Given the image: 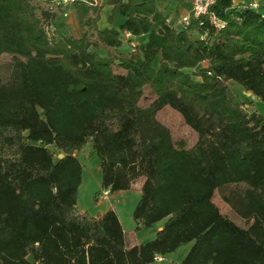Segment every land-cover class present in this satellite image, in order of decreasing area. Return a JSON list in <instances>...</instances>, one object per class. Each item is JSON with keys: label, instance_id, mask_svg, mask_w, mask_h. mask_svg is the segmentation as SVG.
<instances>
[{"label": "trees", "instance_id": "obj_1", "mask_svg": "<svg viewBox=\"0 0 264 264\" xmlns=\"http://www.w3.org/2000/svg\"><path fill=\"white\" fill-rule=\"evenodd\" d=\"M54 2L0 0V264H154L190 242L167 264H264V114L233 86L264 101V14L216 0L217 28L183 25L156 0H73V35ZM167 106L193 142L157 117ZM87 143L101 189L143 179L132 218L136 231L163 221L154 237L130 244L113 206L77 209Z\"/></svg>", "mask_w": 264, "mask_h": 264}, {"label": "rangeland", "instance_id": "obj_2", "mask_svg": "<svg viewBox=\"0 0 264 264\" xmlns=\"http://www.w3.org/2000/svg\"><path fill=\"white\" fill-rule=\"evenodd\" d=\"M159 1V0H157ZM34 4L37 6V10H39L40 6L43 5V1H34ZM46 6V5H45ZM73 8H69V15L64 17L63 15H58V20L63 21L68 26L69 31L73 35H80L82 30L80 25H78L75 14L72 10ZM110 6H105L102 11V19L100 20L99 26L104 27L108 26L107 17L110 13ZM127 37V36H125ZM146 37H140L141 40H144ZM138 38L130 37V45L132 43L138 42ZM132 42V43H131ZM130 45L125 41L122 49L128 50ZM10 61V56L7 54H3L0 56V72H6L8 68V63ZM233 86L237 89L238 94L241 99L249 102L247 104L248 109L255 110L261 114H264V101L261 100L257 96H253L251 93L244 91L243 88L234 83ZM154 97L151 89L149 87L145 88L144 95L140 100V105H147ZM250 101H252L250 103ZM157 117L164 124L170 127L174 138L187 137L190 142H193L196 137V133L184 122L181 114L174 110L173 108L167 106L158 111ZM52 150L55 149L51 147ZM57 152V151H56ZM55 152V153H56ZM78 157L82 163L83 171H82V183L78 189V202L77 209L89 212L90 214H96L98 211H105L109 206L115 207L117 210L122 224L127 231V235L130 242L140 241L144 242L151 238V235L147 234L150 230L149 227L144 228L142 231H136L134 228L135 220L132 218V211L140 197V186L142 184L143 179H137L131 186L130 189L127 190H119L114 193L108 189H101V171L98 165V158L96 153L91 150V144L87 143L84 150L78 152ZM96 192H99L98 198H95ZM213 200L219 206L220 210L223 213H227L230 217H232L235 221L240 224H244V221L229 207L228 203H225L220 196L218 190L215 191ZM191 243H187L181 245L177 250H175L172 254L169 255L171 260L179 261L185 254V250H187V246ZM164 264V263H159Z\"/></svg>", "mask_w": 264, "mask_h": 264}, {"label": "crops", "instance_id": "obj_3", "mask_svg": "<svg viewBox=\"0 0 264 264\" xmlns=\"http://www.w3.org/2000/svg\"><path fill=\"white\" fill-rule=\"evenodd\" d=\"M156 2L158 4V6L164 12L168 13L169 17L172 18V19L180 18L183 14H186L191 8L190 0H159V1L156 0ZM254 2L257 3V6L254 7V8L258 9L259 11H261L264 14V0H234L235 5H237V4H242V5L250 4L251 5V3H254ZM103 212L104 211L100 210L96 214L103 213ZM96 214H94V215H96ZM121 223H122V221H121ZM135 226H136V223L134 225V228H135ZM162 226H163V221H160V222L157 221V223L153 224L152 226H148L150 228V230H149V232L147 234L151 235V238L154 237L156 231H158V229H161ZM123 228H124V226H123ZM144 228H146V227H144ZM144 228L142 227L141 230H139V231L144 230ZM124 230H125V228H124ZM126 233H127V231H126ZM139 242L140 241L138 240V241H135V242H130V244H135V243H139ZM191 244L189 246H187L188 248H187V250H185L186 252H185L184 256L187 254L188 250L190 249ZM173 252L167 253L165 255H159L160 258L156 259L154 264H159V263L167 264L169 262L176 261V260H171L170 261L171 258L169 257V255L172 254ZM179 261H181V260H179ZM179 261H177V262H179Z\"/></svg>", "mask_w": 264, "mask_h": 264}, {"label": "built area", "instance_id": "obj_4", "mask_svg": "<svg viewBox=\"0 0 264 264\" xmlns=\"http://www.w3.org/2000/svg\"><path fill=\"white\" fill-rule=\"evenodd\" d=\"M216 0H190L191 8L186 13L180 17V22L183 25H187L191 22L192 19L198 18L200 16H207L208 20L217 28H220L224 25L223 20L219 19V17L210 9V5H212ZM73 0H55L54 6L58 7L61 15L64 17L69 15L68 9L72 5ZM252 7H256L257 3H251ZM130 34L126 33L128 37ZM157 259L160 258L158 255Z\"/></svg>", "mask_w": 264, "mask_h": 264}, {"label": "water", "instance_id": "obj_5", "mask_svg": "<svg viewBox=\"0 0 264 264\" xmlns=\"http://www.w3.org/2000/svg\"><path fill=\"white\" fill-rule=\"evenodd\" d=\"M249 94L251 93V92H248ZM253 95V94H252ZM254 96V95H253ZM63 156V153H59V157H62Z\"/></svg>", "mask_w": 264, "mask_h": 264}]
</instances>
